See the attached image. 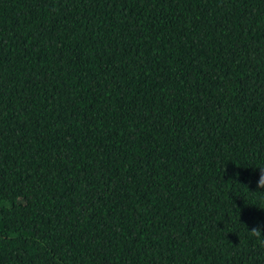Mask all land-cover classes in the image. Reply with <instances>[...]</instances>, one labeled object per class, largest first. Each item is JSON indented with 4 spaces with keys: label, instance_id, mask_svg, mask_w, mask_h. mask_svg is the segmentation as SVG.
<instances>
[{
    "label": "trees",
    "instance_id": "obj_1",
    "mask_svg": "<svg viewBox=\"0 0 264 264\" xmlns=\"http://www.w3.org/2000/svg\"><path fill=\"white\" fill-rule=\"evenodd\" d=\"M262 165L264 0H0V264H264Z\"/></svg>",
    "mask_w": 264,
    "mask_h": 264
},
{
    "label": "clouds",
    "instance_id": "obj_2",
    "mask_svg": "<svg viewBox=\"0 0 264 264\" xmlns=\"http://www.w3.org/2000/svg\"><path fill=\"white\" fill-rule=\"evenodd\" d=\"M257 172L259 174V179L256 181L255 189H253L250 182L245 183L240 181L239 171H235L233 176L235 177L234 179H236V182L240 183L244 188H246L254 200L259 204L258 211L264 213V165L258 167ZM236 207H239V205L236 204ZM239 215L241 218V223L244 224L249 236L252 237L261 248H264V219L258 220L253 225H248L247 222L243 221V209H241Z\"/></svg>",
    "mask_w": 264,
    "mask_h": 264
}]
</instances>
